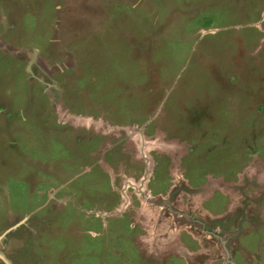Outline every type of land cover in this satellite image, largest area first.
<instances>
[{"label":"rangeland","instance_id":"obj_1","mask_svg":"<svg viewBox=\"0 0 264 264\" xmlns=\"http://www.w3.org/2000/svg\"><path fill=\"white\" fill-rule=\"evenodd\" d=\"M21 220L11 264H264V0H0V235Z\"/></svg>","mask_w":264,"mask_h":264},{"label":"water","instance_id":"obj_2","mask_svg":"<svg viewBox=\"0 0 264 264\" xmlns=\"http://www.w3.org/2000/svg\"><path fill=\"white\" fill-rule=\"evenodd\" d=\"M37 52H38V51H37L36 49H34L33 52H30V51H29V53H28V54H29V57H30L29 64H28V71H29L30 73H33L32 70H31V65H32V63H34V61H35V59H36ZM150 173H151V165L147 164V165H146L145 173H144L143 178H142V180H141V183H142V186H143V187H144V183L148 180ZM139 191H140V189H139ZM142 192H143V191H142ZM143 194H144V193H143ZM148 195H149V194H147V196H148ZM145 197H146V196L144 195V198H145ZM23 221H24V220H21V221H19V222H16L15 225H13V226L9 227L8 229H6V230L3 232V234L0 235V241H1V239L6 235L7 232L12 231V230H14L15 228H17L19 225H21V223H22ZM226 253H227V261L229 262V264H238V263H237V262L231 257V253H230L229 250H226ZM0 259L4 262V264H11V263L8 261V259H7L3 254H1V253H0Z\"/></svg>","mask_w":264,"mask_h":264},{"label":"flooded vegetation","instance_id":"obj_3","mask_svg":"<svg viewBox=\"0 0 264 264\" xmlns=\"http://www.w3.org/2000/svg\"><path fill=\"white\" fill-rule=\"evenodd\" d=\"M182 143H183V141H182ZM179 144H180V142H179ZM174 152H176V151H174ZM172 159H173V158H172ZM156 162H157V161H156ZM156 162H155V168H156L157 164L159 165V163H158V162L156 163ZM184 164H185V163H184L183 161L180 162V167L182 168V170L185 169V167H186V166H184ZM173 165H174V163H173ZM189 165H192V164L189 163ZM177 166H179V162H178V165H177ZM195 169H196V168H195ZM198 169H199V168H198ZM185 172H186V171H185ZM198 172H199V173L196 174L197 176H199V175L202 174V171H199V170H198ZM182 173H184V172H182ZM183 178H184V177H183ZM185 179H186L187 181L190 180V179L188 180L187 177H186ZM198 179L201 180V179H202V176H200ZM139 180H140V179H139ZM139 180H138V181H139ZM154 180H155V179H154ZM189 182H190V181H189ZM127 183H129L130 185H133V184L135 183L134 185L136 186V189H137L136 191H138L140 194H142L143 197H144V195H145V196H146V197H145L146 199H150V197H151V195H152L151 193L154 192L153 190H155V187H156L155 184L158 185V184H157V181H155L154 184L152 183V185L149 184V185H148V189L150 190V192H151V193H150V192H148L147 190L144 189V187L142 186L141 181H139V182L137 183V182H134L133 179L131 178V180L127 181L126 184H127ZM194 186H197V184L195 183ZM139 189H140V191H139ZM142 191H143V192H142ZM172 191H174L173 188H172ZM144 192H146V194H145ZM143 193H144V194H143ZM147 194H149V195L147 196ZM189 197H190V199L193 198V197H191V196H189ZM212 198H213V197H212ZM191 202H194V203H193V204H194L193 206H197L198 202H200V201H194V200H193V201H191ZM226 203L228 204V201H226ZM199 207L202 209V202L199 204ZM226 217H228V218H226V220H224V219L220 220L221 223H223L222 225H223L225 228L227 227V224H228V222L230 221V220H229L230 217H229V216H226ZM233 219L236 220V218H233ZM222 229H223V228H222ZM0 253H1V252H0ZM1 254H2V253H1ZM3 255H4V254H3ZM4 256H5V255H4ZM5 257H6V256H5ZM6 258H7V257H6ZM7 259H8V258H7ZM0 260H1V259H0ZM1 261H2V260H1ZM8 261H9V260H8ZM2 262H3V261H2ZM9 262H10V261H9ZM3 263H4V262H3Z\"/></svg>","mask_w":264,"mask_h":264},{"label":"crops","instance_id":"obj_4","mask_svg":"<svg viewBox=\"0 0 264 264\" xmlns=\"http://www.w3.org/2000/svg\"><path fill=\"white\" fill-rule=\"evenodd\" d=\"M155 163V162H154ZM192 187H196V186H192ZM197 187H199V192L198 193H194L193 194V197H199V196H201L202 197V184H200L199 186H197ZM212 195H210V197H209V199L207 200V203H209L210 202V199L213 197V195H214V193H211ZM209 212H211V214L212 215H214V216H219V214L221 213V214H223L222 216V218H221V220L222 219H225V218H227L226 216H229V215H227L228 213H229V208H226V210H221V211H218V212H213V211H210V210H208ZM218 219V218H217ZM216 218H215V220H217ZM242 222H244V220H242ZM235 233V235L236 234H238V235H240V236H238V237H241L242 238V236H241V234H242V232H239L238 233V231L237 232H234ZM173 243H176V239H173ZM187 245H188V248H187V253L188 254H190V258H193V256L194 255H196L197 253L196 252H200L201 251V248H199L198 250H196V249H194V248H192V243H190V242H185ZM200 243V242H199ZM176 244H178L179 245V247H182V244H180L179 242H177ZM185 247V246H184ZM186 248V247H185ZM242 248H243V246H242V244L241 243H239V247H238V251L239 252H242ZM231 257L235 260V258H236V260H238V259H245V258H243L242 256L241 257H236L235 255H234V252L232 253V250H231Z\"/></svg>","mask_w":264,"mask_h":264}]
</instances>
